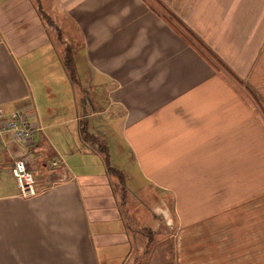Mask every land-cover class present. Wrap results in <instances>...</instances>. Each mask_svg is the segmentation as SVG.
Instances as JSON below:
<instances>
[{"label":"crops","instance_id":"obj_1","mask_svg":"<svg viewBox=\"0 0 264 264\" xmlns=\"http://www.w3.org/2000/svg\"><path fill=\"white\" fill-rule=\"evenodd\" d=\"M163 3L181 30L158 0H0V105L35 127L28 145L0 139V264H264V0ZM106 98L129 166L105 138ZM58 105L73 110L68 144L53 135ZM16 158L36 172L32 197ZM137 178L154 190L153 223ZM157 189L171 225L155 217Z\"/></svg>","mask_w":264,"mask_h":264},{"label":"rangeland","instance_id":"obj_2","mask_svg":"<svg viewBox=\"0 0 264 264\" xmlns=\"http://www.w3.org/2000/svg\"><path fill=\"white\" fill-rule=\"evenodd\" d=\"M158 3L159 4L156 7L158 8L159 14H162V15L170 18V19H173L171 21H173L174 27L177 28L178 30H181L182 24L178 23V20H180V18L175 14V12L172 13V10H170L169 7H167L168 5H166V3H163V0H158ZM193 35H195V34H193ZM189 39H190L189 42L191 43V45L193 47H195L196 49L200 50L201 51L200 53L205 56V58L207 59V61L209 63L215 64L219 69L225 68L226 65L220 61L218 56H216V54L213 52L212 48L209 45H207L206 43H204V41H202V39H200L199 37H189ZM223 70H226V69H223ZM88 72H90V71H88ZM109 105H111V104H110L109 99H107L105 102L106 110H105V121H104L105 138L111 147L114 158L116 160L121 161L124 165L129 166V165H131L130 164L131 162L129 161V159L126 158V156L122 155V151L120 150V146L125 145V141L123 140L122 135L119 133L121 124H120V121H118V113L115 112V116H114L112 114V108H108ZM58 106L62 108V112H63L60 115V112L58 110V115H60V117L65 116V113L73 111V110H70V108L66 109V106H64V105H58ZM40 108L42 109V107H40ZM40 108H38L39 113H40ZM115 111H117V109ZM40 115H41V113H40ZM64 120H65V122L63 123L62 126L56 127L54 129L56 131L53 132V135L56 136L57 132H65L64 134H62V133L58 134L57 140L59 142L62 141L64 144H68V142H70V140H71V127H70L71 123H67L65 118H64ZM116 152H118V154H115ZM127 153H128V150H127ZM124 154H125V151H124ZM34 173L36 176V172H34ZM127 185L130 188L134 187L135 191L138 192L142 196V197H140L141 200L143 202H146L149 205V210L151 212L150 220L153 223L154 222V216H153L152 211L154 209V206L156 205L155 201H154L155 197L153 195L154 190L152 192V197H151L150 190L147 187H145V183L140 178H137L135 183L132 181H127ZM117 188H118V186H117ZM118 189H120V188H118ZM156 191H157L156 195H158L160 197L157 199L162 200L161 201V207H163V208H161V210H159V211H157L155 209L156 210L155 211V213H156L155 217L157 219L163 218L166 222L170 221L169 225H171V222H172L174 216L170 213V210H169L170 206L169 205L167 206L164 202L165 192L163 190H160V189H157ZM142 211H143L142 209L135 211L136 216L141 215ZM165 213H167V214H165ZM162 236H161V234H157V235L154 234L153 240H158V239L160 240V238ZM159 248H160L161 252L157 255V257H165L164 254H162V250H163L162 247L160 246Z\"/></svg>","mask_w":264,"mask_h":264},{"label":"built area","instance_id":"obj_3","mask_svg":"<svg viewBox=\"0 0 264 264\" xmlns=\"http://www.w3.org/2000/svg\"><path fill=\"white\" fill-rule=\"evenodd\" d=\"M35 127L30 124L27 114L21 108L7 113L0 105V139L4 134H11L24 145L32 143ZM11 173L17 181L20 194L32 197L36 194V177L23 158L14 160Z\"/></svg>","mask_w":264,"mask_h":264},{"label":"trees","instance_id":"obj_4","mask_svg":"<svg viewBox=\"0 0 264 264\" xmlns=\"http://www.w3.org/2000/svg\"><path fill=\"white\" fill-rule=\"evenodd\" d=\"M69 68L71 69L70 70L71 76H74V71H73V68L71 67V65H69ZM225 68H226V66H225ZM247 89L250 92H252V89L249 86H247ZM82 133H83V138L85 139V141H92L93 143L98 144V146H99L98 149L101 152H103V154L105 156V158H104L105 159V164L107 165V169H108L109 174L111 175V177L117 178L119 180V182L122 184V186H124L126 176L124 175V173L120 169H118V168L114 167L113 165H111L108 146L106 144L105 145H101L99 143L101 141L97 137L92 136L88 132L86 127L83 129ZM146 237L149 239V242H153L154 243V241H155V240H153L154 232H152V231L147 232Z\"/></svg>","mask_w":264,"mask_h":264}]
</instances>
